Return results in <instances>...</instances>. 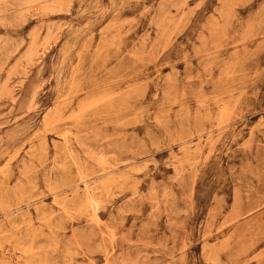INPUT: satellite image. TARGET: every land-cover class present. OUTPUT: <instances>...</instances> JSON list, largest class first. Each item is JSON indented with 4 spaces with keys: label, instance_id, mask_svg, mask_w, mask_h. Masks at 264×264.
<instances>
[{
    "label": "rangeland",
    "instance_id": "rangeland-1",
    "mask_svg": "<svg viewBox=\"0 0 264 264\" xmlns=\"http://www.w3.org/2000/svg\"><path fill=\"white\" fill-rule=\"evenodd\" d=\"M0 264H264V0H0Z\"/></svg>",
    "mask_w": 264,
    "mask_h": 264
},
{
    "label": "bare ground",
    "instance_id": "bare-ground-1",
    "mask_svg": "<svg viewBox=\"0 0 264 264\" xmlns=\"http://www.w3.org/2000/svg\"><path fill=\"white\" fill-rule=\"evenodd\" d=\"M84 180H85V179H84ZM86 197H87V196H86ZM89 203H90V202H89ZM89 203H88V204H89ZM93 204H94V203H93Z\"/></svg>",
    "mask_w": 264,
    "mask_h": 264
}]
</instances>
